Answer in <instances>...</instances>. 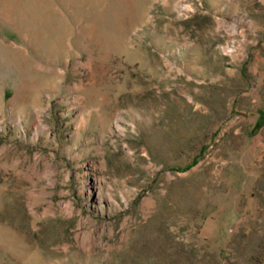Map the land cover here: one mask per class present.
<instances>
[{
  "label": "rangeland",
  "instance_id": "1",
  "mask_svg": "<svg viewBox=\"0 0 264 264\" xmlns=\"http://www.w3.org/2000/svg\"><path fill=\"white\" fill-rule=\"evenodd\" d=\"M0 264H264V0H0Z\"/></svg>",
  "mask_w": 264,
  "mask_h": 264
},
{
  "label": "bare ground",
  "instance_id": "2",
  "mask_svg": "<svg viewBox=\"0 0 264 264\" xmlns=\"http://www.w3.org/2000/svg\"><path fill=\"white\" fill-rule=\"evenodd\" d=\"M4 47L2 46V44H0V70H2L4 67H6L7 62L4 59Z\"/></svg>",
  "mask_w": 264,
  "mask_h": 264
}]
</instances>
